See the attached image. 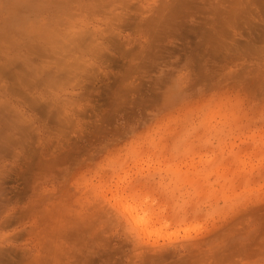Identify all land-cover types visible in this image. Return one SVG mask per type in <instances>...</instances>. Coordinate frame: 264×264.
Returning <instances> with one entry per match:
<instances>
[{"label":"rangeland","instance_id":"374dc122","mask_svg":"<svg viewBox=\"0 0 264 264\" xmlns=\"http://www.w3.org/2000/svg\"><path fill=\"white\" fill-rule=\"evenodd\" d=\"M0 89V264H264V0H0Z\"/></svg>","mask_w":264,"mask_h":264},{"label":"bare ground","instance_id":"6f19581e","mask_svg":"<svg viewBox=\"0 0 264 264\" xmlns=\"http://www.w3.org/2000/svg\"><path fill=\"white\" fill-rule=\"evenodd\" d=\"M32 1H35V0H32ZM36 7V6H35ZM33 10V12H37V8H35V9H32ZM68 14H66V16L65 17H63V18H61L60 20H59V23H62V25L63 26H65L67 23H68ZM38 19H39V17L37 16V23H38ZM49 19H51V17H48V18H46L45 20H43V26L45 27L46 26V29H50V30H52V27H50V25H51V23H52V19H51V21L49 20ZM35 27V26H34ZM48 27V28H47ZM60 29L61 28H59V33L60 34H58V35H62L63 36V40L64 41H61V47H64L66 44H68L69 42H71V41H69L70 39H71V37H69V36H66L67 35V31L65 30V29H62L61 31H60ZM34 30H36V28H33V31ZM77 30V29H76ZM47 31V30H46ZM35 32V31H34ZM66 39V40H65ZM74 40V39H73ZM48 43V42H47ZM66 47V46H65ZM68 48H71V47H68ZM30 70L35 74V72H34V70L32 69V67H30L29 68V75L31 76L32 75V73L30 72ZM47 75V74H46ZM1 95H3V93H2V91H1V89H0V100H1ZM4 106V105H3ZM3 109L1 108V104H0V120H1V122L3 121V117H2V115H1V111H2ZM3 124H4V122H3Z\"/></svg>","mask_w":264,"mask_h":264}]
</instances>
